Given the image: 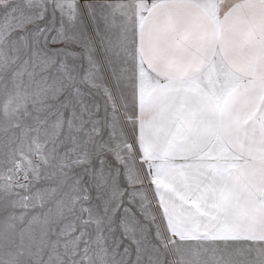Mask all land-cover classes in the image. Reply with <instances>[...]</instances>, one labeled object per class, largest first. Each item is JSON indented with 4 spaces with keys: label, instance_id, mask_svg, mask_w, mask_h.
I'll return each mask as SVG.
<instances>
[{
    "label": "snow or ice",
    "instance_id": "snow-or-ice-1",
    "mask_svg": "<svg viewBox=\"0 0 264 264\" xmlns=\"http://www.w3.org/2000/svg\"><path fill=\"white\" fill-rule=\"evenodd\" d=\"M0 264H264V0H0Z\"/></svg>",
    "mask_w": 264,
    "mask_h": 264
}]
</instances>
